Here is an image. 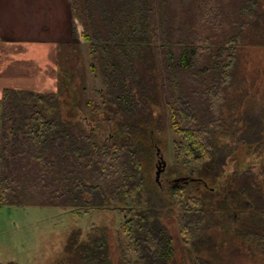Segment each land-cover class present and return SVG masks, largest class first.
I'll return each mask as SVG.
<instances>
[{
    "label": "trees",
    "instance_id": "16d2710c",
    "mask_svg": "<svg viewBox=\"0 0 264 264\" xmlns=\"http://www.w3.org/2000/svg\"><path fill=\"white\" fill-rule=\"evenodd\" d=\"M169 5L170 0H73L72 18L83 27L80 35L89 43L94 59L91 67L95 70L99 66L102 73L103 89L96 93L106 101L103 107L96 106L88 118L81 109L84 91L80 86L65 102L56 92H48L31 94L35 101L26 98L22 107H13L20 102L5 93L0 106H7L10 113L16 108L19 112L13 123L3 124L0 137V206L53 205L65 210L117 211L124 216L122 230L129 240L127 248L133 264H177L168 224L162 219H168L167 207L177 205L185 247L182 264H241L250 255L264 257V126L253 109L241 106L245 92L229 93L232 81L240 75L238 68L246 47H264V0L191 2L183 26L192 34L201 23L211 32L198 37L195 47L184 42V37L189 38V32L184 31L180 43L185 46L178 64L166 35ZM72 26L77 38V24L73 22ZM206 45L208 49L203 47L205 52L200 54L203 61H196L200 46ZM166 83L170 89L167 92ZM99 111L105 113L104 121ZM166 113H170L176 137L175 160L170 168L173 178L162 189L150 177L148 164L157 158L155 138L164 134ZM238 122L244 124L242 147L259 159L258 171L252 172L256 169L253 166L248 172L227 176L225 193L215 195L209 184L224 177L228 165L226 148H220L215 138L225 134L235 137L241 130ZM16 144L23 147L13 160L10 154ZM78 153L86 155L80 157ZM64 161L71 162L72 167L89 169L69 177L66 174L72 171L65 167L61 177L53 176L55 166ZM13 163L23 165L22 169L25 164L27 173L35 168V180L29 185H43L44 174H52V185L65 191L64 199L46 204L39 198L27 201L15 194L9 198V190H16L11 184L18 179L6 175L4 167ZM88 176L102 180L99 185L84 187ZM182 176L186 182L173 181ZM72 183L80 188L75 190ZM202 187L207 194L198 197L196 188ZM153 198L164 206L163 211L157 212ZM233 212L248 216L228 224L226 216ZM148 238L155 241L157 249L166 247L160 258L148 251L152 248ZM105 239L101 229L86 234L76 229L66 245L70 263L112 264Z\"/></svg>",
    "mask_w": 264,
    "mask_h": 264
},
{
    "label": "rangeland",
    "instance_id": "374dc122",
    "mask_svg": "<svg viewBox=\"0 0 264 264\" xmlns=\"http://www.w3.org/2000/svg\"><path fill=\"white\" fill-rule=\"evenodd\" d=\"M194 1L195 0H185L180 3L179 0H170L167 13L169 24L166 35L168 37V45L176 54H174L176 64H178L176 61L185 46V44L183 45L180 43L182 41L180 38L184 37V31L186 32L187 30V28L183 26L182 21L185 19L187 8L191 2ZM73 22L77 24L79 32L78 37L75 38L73 36V26H71L69 30L66 29L58 33V45H7L0 48V101L5 97V93H8V95L12 94L11 96L13 97L11 100L15 99L18 100L17 102H20L15 103L13 107H22V104L26 103V98H28L29 101H35V95L31 94L39 96V94L45 95L48 92H56L59 99L65 102L69 100L71 91H76L77 87L80 86L84 91V101L81 109L88 118H91V115H93L92 112L96 106H98V108L103 107L106 100L99 94L103 89L101 69L99 66H95V70L91 67L94 59L90 53L89 43H87V41H85L80 35L83 32V27L76 20L72 21V25ZM187 32L189 31L187 30ZM202 32L205 33L200 34ZM207 32H211V30L206 31L204 26L201 23H198L195 32L192 34L190 32L189 34L187 33L189 38L184 37V42L188 45H194L197 47V45H195L197 41L196 39L208 35ZM160 42L162 43V41ZM246 42H248V40H246ZM177 43H180V45L178 48H174V45ZM246 45H249V43ZM200 47L201 49H203V47L208 49L209 46L206 45ZM199 49V47L196 48V50ZM201 49L199 51L200 57L197 56V59L195 57V60L199 62L200 60L203 61L200 54L205 52L204 49ZM164 53L165 51H162V54ZM243 53V58H241L238 68L240 75L239 77H235L234 81H232L229 93L233 94L235 92H240L241 90V92H245L246 96L244 97V102L241 106L246 108L248 105L249 109H253L255 113L259 115V119L261 120L260 123L264 126V47H246ZM96 61L97 60H95V62ZM197 74L198 73L196 72L195 75ZM168 76H170V73L169 75H165L166 78H168ZM168 88L169 83H166V92ZM14 90L17 91V94ZM168 90L170 91V89ZM8 97L9 96H7V99ZM21 97L25 98L23 99ZM87 101L91 102V104L88 105ZM5 107L6 108L0 106V137L4 129L3 124L6 126L9 122L14 121L15 116H17L19 112V109L16 108L14 113H12V110L10 113L8 107ZM5 114H7V118ZM98 116L104 121V112L99 111ZM166 116L167 118L164 121V134L163 136L161 134L156 136L155 140L157 141V144L155 145V150L153 149L156 156L157 148L160 149V152L163 154L164 160L167 163L165 173L162 177V182L164 183H167V180L169 181L173 178L170 168L175 160L173 143L176 138L174 130L170 125V113H166ZM221 126L222 124L220 127ZM243 126L244 124L242 122H238V128L241 130L235 137L225 134L222 135V137L215 138V142L220 148H226L223 150L225 151L224 154L228 157V165L226 166L225 174L223 175L224 177H221L217 181L210 182L209 184V189L215 195L223 196L225 193V189L229 185L226 178L227 176H231L235 172H248L253 166H256V169L252 172L258 171L257 167L260 163L259 159L250 156L248 151L242 147L243 139H245L243 136L245 133H243L242 130ZM16 145V151H12L11 154L9 152L11 155L10 157H12L13 160L16 159L18 153L22 152L21 147H23V145ZM152 146L154 148V145ZM16 152L18 153L16 154ZM25 153H27V151ZM81 155L84 156L86 154L78 153V156L81 157ZM158 161L159 158L157 157L153 164H148L149 175L153 180L156 178ZM79 164L83 167L81 161H79ZM14 165L15 164L13 163L12 166ZM72 165L71 162L66 161L57 164V166H55L57 171L54 170L53 176L61 177L60 171L65 167L72 171V173L66 174L69 177L70 175L78 176L80 171L87 173L89 169V166L83 169L72 167ZM9 166L4 167L6 175L10 173L16 178V180L18 179L15 184L14 181L11 184V187H14L16 190H14L15 192L9 190L7 194L9 198L12 199L11 196L15 194V196L20 199L23 200L24 198L27 201L39 198L40 200L47 201L46 204H49L52 199L59 202H61V199H64V193L62 194V192L65 191L55 189V186L52 185V181H54L51 178L52 174H49V172L44 174L43 180H45V184L40 185V183H33L29 185L32 183V179L33 181L35 180L33 178L36 173L34 165H32L34 169L29 170L30 173H27L25 164L23 169V165L14 166L15 168L13 167L12 169H10ZM85 166H87V164H85L84 167ZM2 176L3 169L0 161V180ZM101 180L102 179L92 180V178L88 176L86 177L88 183H86V186L84 185V187L90 188L93 185H99L98 181ZM71 185L73 188L75 187V190L80 188L75 183H72ZM53 189L56 192L53 191ZM195 193L198 197L207 194L203 187L196 188ZM151 200L153 201L157 212L163 211L164 206L162 204L156 202L154 198ZM211 202H213L212 205H214L216 200L213 199ZM245 204L248 207L250 206L247 203ZM165 214L168 215V219H165L164 217H162V219L164 224H168V236L171 238V248L174 252V258L177 264H182L184 262L182 254L185 247L184 238L180 231L177 205L167 207ZM262 215L264 216V213H262ZM247 216L248 214L239 215L238 213L236 214L233 212L226 216V222L228 224L231 222L237 223L239 218L245 220ZM123 220V214H120L117 211L65 210L60 206L54 207L53 205L0 206V264H8L10 262L16 264H71L69 260L70 253L66 252V245L71 234L76 229H81L84 234L90 233L92 229H99V231L101 229L102 234L104 233L106 235L104 244L107 245L106 250L108 253V260L112 264H133L134 262H132L131 251L127 248L129 240L125 232L122 230ZM149 231H151L150 227ZM97 233L100 234L99 232ZM149 238L148 243L152 248H148V251H153L152 256L154 258H160V255H162L161 253L165 251L166 247L163 246L160 249H157L158 247H156L155 241L150 240ZM157 251H159V254H157ZM250 256L251 257L248 256V258L243 259L241 264H264V257ZM185 259L187 261L188 257L186 256ZM157 261L158 259H156V262ZM186 263L189 264V262Z\"/></svg>",
    "mask_w": 264,
    "mask_h": 264
},
{
    "label": "crops",
    "instance_id": "0c3cea01",
    "mask_svg": "<svg viewBox=\"0 0 264 264\" xmlns=\"http://www.w3.org/2000/svg\"><path fill=\"white\" fill-rule=\"evenodd\" d=\"M72 2L0 0V48L7 45H58V33L72 26Z\"/></svg>",
    "mask_w": 264,
    "mask_h": 264
},
{
    "label": "water",
    "instance_id": "95a60500",
    "mask_svg": "<svg viewBox=\"0 0 264 264\" xmlns=\"http://www.w3.org/2000/svg\"><path fill=\"white\" fill-rule=\"evenodd\" d=\"M157 157H159V165L157 166V172H156V178L155 181L158 185H161V176L162 174L165 172L166 167H167V163L164 160V156L163 154H161L160 149H157ZM182 180H187L186 178H179V179H175L173 180L175 183H178Z\"/></svg>",
    "mask_w": 264,
    "mask_h": 264
},
{
    "label": "flooded vegetation",
    "instance_id": "af4514ba",
    "mask_svg": "<svg viewBox=\"0 0 264 264\" xmlns=\"http://www.w3.org/2000/svg\"><path fill=\"white\" fill-rule=\"evenodd\" d=\"M154 145H156V144H154ZM158 158H159V157H158ZM158 165H159V161H158ZM158 165H157V166H158ZM163 174H164V173H163ZM163 174H162V176H161V179H162V177H163ZM180 182H181V181H180ZM182 182H186V181H185V180H182ZM167 184H168V180H167V183L162 182L161 185H158V186H159L160 188L163 189L164 187H167V186H168ZM185 184H187V183H185ZM189 184H190V183H189ZM189 184H187V185H189ZM171 211H172V209H171Z\"/></svg>",
    "mask_w": 264,
    "mask_h": 264
}]
</instances>
